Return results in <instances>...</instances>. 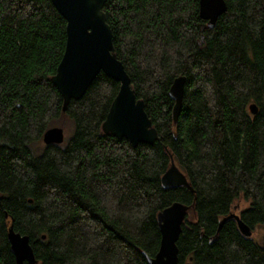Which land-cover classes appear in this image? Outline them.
Wrapping results in <instances>:
<instances>
[{"label": "trees", "instance_id": "1", "mask_svg": "<svg viewBox=\"0 0 264 264\" xmlns=\"http://www.w3.org/2000/svg\"><path fill=\"white\" fill-rule=\"evenodd\" d=\"M225 2L213 28L199 0L104 3L116 56L159 136L133 147L102 131L119 88L102 72L62 111L51 76L66 22L51 0H0V264H16L10 226L37 264H147L157 214L175 201L188 206L179 264H264V0ZM180 75L174 122L168 90ZM64 113L67 143L35 147ZM171 159L192 190L162 186Z\"/></svg>", "mask_w": 264, "mask_h": 264}, {"label": "water", "instance_id": "2", "mask_svg": "<svg viewBox=\"0 0 264 264\" xmlns=\"http://www.w3.org/2000/svg\"><path fill=\"white\" fill-rule=\"evenodd\" d=\"M51 2L66 22L64 52L55 74L51 76V82L62 97V111L66 110L71 99H80L93 79L102 72L119 83L118 91L102 122L103 133L118 139L125 138L133 147L138 144L151 145L158 141V132L145 112L144 101L136 97L130 77L116 56L111 28L103 11L106 0ZM226 7L225 0H199V17L206 21L209 28H213ZM184 85L185 77L180 75L173 79L168 90L169 97L173 100L174 122H177L182 107ZM249 110L256 114L258 107L251 103ZM42 141L46 145L61 144L62 128L49 127L43 133ZM161 184L165 189L185 186L192 190L185 174L172 159L161 177ZM187 211L188 206L175 201L157 214L160 242L154 256L143 253L147 264H179L177 240ZM232 216L242 234L251 236V230L240 220L239 215L233 213ZM7 237L16 264H37L28 236L15 232L10 226ZM44 237L43 235L42 238Z\"/></svg>", "mask_w": 264, "mask_h": 264}, {"label": "rangeland", "instance_id": "3", "mask_svg": "<svg viewBox=\"0 0 264 264\" xmlns=\"http://www.w3.org/2000/svg\"><path fill=\"white\" fill-rule=\"evenodd\" d=\"M50 127H61L63 130V141L61 143V145H65L67 143V141L70 139V137L73 134V130H74V124L72 119L67 115V114H62L61 116H59L58 118L53 119L50 123H49ZM44 145L42 139L35 143V147H42ZM238 205L236 206V211L238 209H241L243 207L246 206V204L240 202L237 203Z\"/></svg>", "mask_w": 264, "mask_h": 264}]
</instances>
